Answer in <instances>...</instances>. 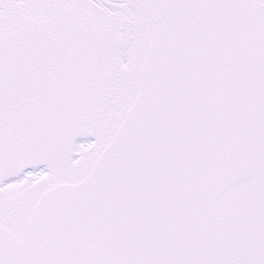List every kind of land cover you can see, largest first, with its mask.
I'll return each mask as SVG.
<instances>
[{
  "label": "snow or ice",
  "instance_id": "snow-or-ice-1",
  "mask_svg": "<svg viewBox=\"0 0 264 264\" xmlns=\"http://www.w3.org/2000/svg\"><path fill=\"white\" fill-rule=\"evenodd\" d=\"M0 264H264V0H0Z\"/></svg>",
  "mask_w": 264,
  "mask_h": 264
}]
</instances>
